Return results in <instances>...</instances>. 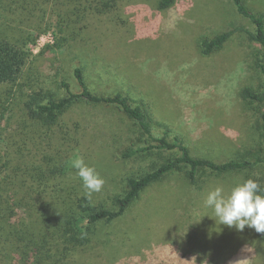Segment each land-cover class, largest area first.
<instances>
[{
	"label": "rangeland",
	"instance_id": "1",
	"mask_svg": "<svg viewBox=\"0 0 264 264\" xmlns=\"http://www.w3.org/2000/svg\"><path fill=\"white\" fill-rule=\"evenodd\" d=\"M245 2L264 14V0ZM67 24L72 47L42 52ZM1 25L11 32L29 31L34 39L40 33L28 43L33 55L22 86L12 90L44 87L62 96L63 81L78 90L74 68L80 62L94 90L125 92L149 111L155 135L168 128L197 156L222 163L258 145L264 103L245 99L242 90H261L255 66L260 45L238 30L211 55L201 48L203 38L238 27L254 29L231 0H174L166 6L162 0H0ZM9 89L0 86L1 157L20 153L26 162L38 160L59 136L67 141L56 129H37L36 144L21 134L34 126L23 121L19 93ZM125 120L105 108L77 106L62 121L74 133L71 144L63 146L70 162L83 157L104 179L101 191L92 194L94 202L111 203L127 176L178 155L174 150L147 161L122 158L119 151L133 138ZM70 174L65 181L77 176L74 168ZM210 174L202 173L197 186L178 173L152 186L123 218L99 226L96 239L72 253L73 264H264V234L222 225L204 204L209 190L219 185L228 192L242 178L210 179Z\"/></svg>",
	"mask_w": 264,
	"mask_h": 264
},
{
	"label": "trees",
	"instance_id": "2",
	"mask_svg": "<svg viewBox=\"0 0 264 264\" xmlns=\"http://www.w3.org/2000/svg\"><path fill=\"white\" fill-rule=\"evenodd\" d=\"M173 1L162 0V5H169ZM231 2L239 14L251 20L254 29L238 27L203 38L202 52L211 55L221 50L236 31L245 32L261 47L255 58V66L262 80L260 91L245 88L242 96L264 103V14L254 11L245 0ZM8 27L0 26V86H10L9 94L19 93L23 121L34 126L32 129L35 132L30 129L31 135L24 131L21 134H28L36 144L38 137L34 134L37 129H56L64 133L67 141H62L59 136L57 141H53L56 144H50L38 160L26 162L25 156L20 153L8 154L6 158L0 156V264H73L72 253L89 246L96 239L99 226L123 218L148 189L175 173L192 186L199 184L206 170L211 171L210 179L236 174L242 178L241 181L258 179L264 189V110L257 128L258 145L246 149L240 157L218 163L195 155L185 140L179 135L173 136L168 128L161 136L155 135V121L145 107L134 104L125 92L107 95L94 90L80 62L74 68L78 90L67 81L62 83L65 89L62 96L44 87L31 86L27 91L23 88L12 90L14 86H22L21 78L33 55L28 43H35L40 33L34 39L29 31L21 29L11 32ZM71 31L68 24L64 26L60 29L62 36L57 42L42 52L51 47L60 51L69 50L73 38L69 39L67 35ZM77 106L101 107L120 114L123 120L126 118L125 126L127 131L130 129L133 138L129 137L128 145L119 151L124 159L147 161L157 153L174 150L178 151V155L163 158L139 173L127 176L124 188L113 196L111 203L94 202L93 197L86 199L78 176L65 181L66 177L71 176L73 168L68 153L63 152V146L65 143L67 146L71 144L74 133L65 128L66 123L62 121ZM25 128L28 129V125ZM79 129L80 125L77 124L75 133ZM76 135L75 144L79 145L81 136Z\"/></svg>",
	"mask_w": 264,
	"mask_h": 264
},
{
	"label": "clouds",
	"instance_id": "3",
	"mask_svg": "<svg viewBox=\"0 0 264 264\" xmlns=\"http://www.w3.org/2000/svg\"><path fill=\"white\" fill-rule=\"evenodd\" d=\"M71 167L82 181L86 199L101 191L103 177L83 157L74 158ZM204 204L213 210V217L220 224L238 231L247 226L264 234V189L258 179L248 178L238 182L228 192L218 185L208 191Z\"/></svg>",
	"mask_w": 264,
	"mask_h": 264
}]
</instances>
